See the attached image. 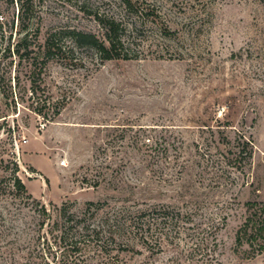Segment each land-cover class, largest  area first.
<instances>
[{
	"label": "rangeland",
	"instance_id": "374dc122",
	"mask_svg": "<svg viewBox=\"0 0 264 264\" xmlns=\"http://www.w3.org/2000/svg\"><path fill=\"white\" fill-rule=\"evenodd\" d=\"M128 1L0 0V264H61V227L40 226L38 208L60 222L63 201L100 236L115 227L110 252L88 249L80 264H200L188 256L196 239L218 264H264V247L235 240L264 201V0ZM107 15L124 27L125 58L73 37L104 39ZM27 30L36 38L21 58ZM152 209L184 215L158 245L125 227Z\"/></svg>",
	"mask_w": 264,
	"mask_h": 264
},
{
	"label": "trees",
	"instance_id": "16d2710c",
	"mask_svg": "<svg viewBox=\"0 0 264 264\" xmlns=\"http://www.w3.org/2000/svg\"><path fill=\"white\" fill-rule=\"evenodd\" d=\"M127 3L130 1L126 0ZM20 13H22L25 9H28L26 6L24 8L23 3L20 4ZM22 18V17H21ZM99 22L104 29V39L98 38L92 32H85V31H72L74 39H76L79 43H86L94 48H96L101 57L105 59L110 58H125L124 54L121 52V33L124 30V27L121 22H119L115 17L111 15L103 16L102 18L98 17ZM27 25L23 22L20 26V29H27ZM31 31V30H30ZM24 33L21 37H19L18 41L15 42L13 46L12 53L18 54L19 57H28L31 53L32 49L30 45L35 40L36 36L34 33L33 36L28 37L27 33ZM11 36L9 35L8 38ZM11 45L8 44L5 46V49L10 51ZM44 52L42 58L40 57L41 65H45L48 57L50 56L49 53L55 50L54 42L51 36L46 38L44 42ZM59 49V48H58ZM38 57L32 58L33 61L37 60ZM31 81V93L36 92V88H38L41 83V78L33 77ZM44 104L42 105V107ZM30 107H33V110L41 113L44 108H37L30 104ZM59 111L53 112V115H57ZM46 114L44 113V118ZM17 170V169H15ZM13 182L12 185L18 192L26 194L27 197H31V195L27 192V188L25 184L21 181V179L16 175V171H14L12 176ZM92 202H88L85 212L90 211V206ZM252 210L248 213L245 217L244 221L240 224L236 231L235 240L238 245L244 244L247 242L252 248L254 246L257 249H261L264 247V201L256 202L252 201ZM153 210H149L147 213L148 219L144 220V212L132 214L124 220L127 219L125 227L134 233L140 235L141 239L147 243L160 244L161 238L159 235L166 234L167 231L162 232L167 227L174 228L176 232H178L180 228L179 224L181 220L184 218V215L181 211L175 210L174 213L171 215L168 214L167 210H162L161 212L162 217L158 218L153 215ZM38 213L42 220L40 221V226L51 225L50 231L54 228L61 227L62 233L61 238L64 240V256L66 258L62 261L61 264H80L81 261V254L85 253L88 249L98 250L100 254L109 253L110 251L106 250V246L111 244V240H114L113 234L115 231L114 224L106 223V227H104L103 231L106 232L105 238L103 237L104 234L100 236L101 227L100 225L88 224V217H86V213L83 216L76 217L72 212H69L67 207V202L63 201L59 208H58V216L60 218V222L58 220H53L52 223H49V219H51L47 208L43 204L40 205L38 208ZM151 217V218H149ZM167 223L166 225L164 223ZM162 224V225H161ZM176 226L178 228H176ZM169 231V230H168ZM54 236V235H53ZM56 237V236H55ZM45 241V240H44ZM54 241H56L54 239ZM189 246L188 256L190 259L197 256L201 257L200 264H218L215 262L214 257L210 254L211 248L208 247V243L204 242L203 240H192V242L187 244ZM83 255V254H82ZM179 255V254H177Z\"/></svg>",
	"mask_w": 264,
	"mask_h": 264
},
{
	"label": "built area",
	"instance_id": "2783aa9c",
	"mask_svg": "<svg viewBox=\"0 0 264 264\" xmlns=\"http://www.w3.org/2000/svg\"><path fill=\"white\" fill-rule=\"evenodd\" d=\"M65 163V161L62 159V160H60V164H64Z\"/></svg>",
	"mask_w": 264,
	"mask_h": 264
},
{
	"label": "crops",
	"instance_id": "0c3cea01",
	"mask_svg": "<svg viewBox=\"0 0 264 264\" xmlns=\"http://www.w3.org/2000/svg\"><path fill=\"white\" fill-rule=\"evenodd\" d=\"M39 171H41V169H40ZM42 171H43V170H42Z\"/></svg>",
	"mask_w": 264,
	"mask_h": 264
}]
</instances>
